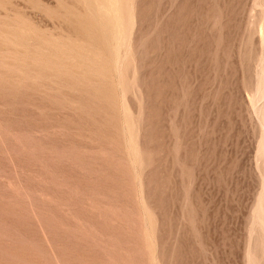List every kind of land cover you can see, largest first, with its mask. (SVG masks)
Returning a JSON list of instances; mask_svg holds the SVG:
<instances>
[{
	"label": "rangeland",
	"instance_id": "1",
	"mask_svg": "<svg viewBox=\"0 0 264 264\" xmlns=\"http://www.w3.org/2000/svg\"><path fill=\"white\" fill-rule=\"evenodd\" d=\"M0 264H264V0H0Z\"/></svg>",
	"mask_w": 264,
	"mask_h": 264
}]
</instances>
